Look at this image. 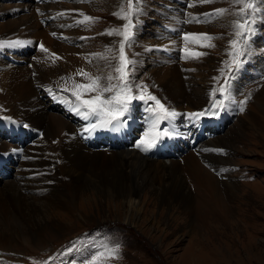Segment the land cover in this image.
Returning <instances> with one entry per match:
<instances>
[{
  "label": "rangeland",
  "instance_id": "rangeland-1",
  "mask_svg": "<svg viewBox=\"0 0 264 264\" xmlns=\"http://www.w3.org/2000/svg\"><path fill=\"white\" fill-rule=\"evenodd\" d=\"M37 1H23L25 12L19 13L23 14L19 16L21 17L19 20L35 23L39 27L36 30L38 35L32 39L26 38V42L21 44V46L17 45L18 48L17 46H11L9 47L10 49L0 50V77L3 75L2 70L7 67L28 66L29 62L39 53L54 56V59L47 58L46 72H44L45 79L46 83L53 85L61 93L71 95L70 90L72 89L71 86H73V80L81 83L80 79L83 78L82 83H89L86 78L76 75L79 69H83L93 76H106L109 72L115 75L112 68L107 66L106 61L98 59L94 54L104 53L106 48H112L115 54L119 55L118 47L122 38L102 33H107L110 29L122 28L125 22L113 15V13L118 12L121 6L126 10L127 0H83L78 2L79 5L81 4L80 6H83L81 13L94 17L97 21L83 25L82 29H77L80 25L76 24V21L81 20V16L75 18L77 4L72 5V0H53L49 3L44 0ZM15 2L22 1L0 0V10L4 11V14H2V11L0 12V26L14 20L13 17L9 18L7 16L10 13L9 11L15 10L14 6H10ZM185 5H189V3ZM190 5L187 11L188 16H191L190 19L195 20V22L197 20L200 21V25L192 22L191 26L204 28L205 33L217 37V39L211 41L215 46L205 49L206 53L204 52L205 55H202L205 59L200 57L198 59H185L183 51L185 44L183 43L179 44L177 46L178 49L176 47L173 51L160 49L156 44L151 45L153 41L160 43V29L164 27L169 30L167 27L170 26L169 23L164 25V21L162 23L160 19L161 16L156 15V13L161 14L163 10H166V0H143L142 14L137 27L134 29V32L137 29L140 30L139 36H134L132 46L126 48L128 57L135 61L134 67L130 69L133 95H139V86H146L148 92L160 99L170 109L176 111L179 115L181 114L182 121L176 123L179 135L171 138L166 137L165 146L159 143L156 148L147 153L136 148L135 144L146 128L144 117L147 115L145 111L147 105L144 101L134 100L128 123L124 128L119 131L98 129L91 133V137L94 141H97V138H109L112 136L116 143L122 142L123 148L109 147L111 151L123 150L128 152L131 150L130 152L135 153L137 157L132 156L130 158L129 156L128 158V156H125L126 161L123 160L125 163H119V166L125 167V173L127 176L130 175V180H137L136 182L138 183L141 182L139 174L142 172L139 167L141 165L144 168L151 167L149 161L174 159L180 165L184 158L195 157L201 166L215 177L219 184L222 183L221 186L223 184L238 186L236 190L231 188L229 192L226 191L228 195L226 193L225 205L230 209L228 216L220 215V221L214 222L212 219L217 213L214 201L210 200L201 191L189 186L188 181L185 186H189L191 188L190 191L195 196L197 195V198L194 197L197 201H195V204L198 203L200 211L205 210V214L201 215V219L193 224L190 223L191 218L184 215V212L182 213L176 204L168 207V210L163 208L165 206H160L154 191L149 187H144L137 193L141 201V212L138 214L128 212L125 206L110 203L99 196L94 200H90L89 196V199L85 198L86 194H83V191L78 194L77 198L73 199L72 202L75 209L69 212L62 209L56 201H52L51 197H47L44 202L40 203L41 205L35 203V210L32 209L33 212L30 215L25 214V218L14 216L16 219H10L8 215H0V239L2 240L3 237L11 239L14 236V239L17 240V236L21 237L22 233L35 232L38 230L37 228L40 229L46 224L51 225L52 219L60 225H65L66 229L59 233L56 238L49 241L45 249L37 251V253L31 252L24 247L12 248L11 242L8 241L9 245L0 247V264H91L92 257L97 252V246L102 242H107L110 247L119 246L118 258L103 260L102 264H218L215 257L210 254L211 252L215 255L220 254L221 257H230L233 263L229 261L228 264H264V122L256 117L259 114H257L256 109L252 108L254 107L256 96L264 86V50H256V55L252 54L251 58L249 57L250 55L243 57L246 62L235 72L234 78L230 80L229 93L226 94L231 97L230 101H226L228 108L221 110L219 115L215 117L205 116L199 121L190 120L186 114L196 111L191 110L184 101L179 103L175 99L176 101L172 102V93L168 92L171 87L166 92L161 86L165 81L158 82L156 74L161 73L166 68L173 70L175 66L181 74L185 75V77L180 79L185 93L191 95V98L195 100H199L196 95L207 87L210 88L212 86L214 89L223 85L224 77L221 76L220 70L225 67L224 61H230L231 59L227 53L230 51L229 41L235 38L231 23L236 17L232 13L238 7L232 4L231 0H214L211 4H201L199 0H190ZM47 6L54 13L56 7L62 11L59 13H65L63 15L65 19L63 20L66 21L64 22L68 24L67 26L71 28L72 32L67 31L68 27H61L62 29L59 32L56 31L54 29L56 21L50 27L48 23L54 21L55 16L50 13ZM73 6H76V8ZM259 6L264 9V4ZM219 8L230 9L231 11L223 17L206 21L204 14L211 13ZM16 11L18 12V10ZM163 12L166 13L165 11ZM257 16V22L254 25L255 32L250 38V43L251 40L255 41V43H251L254 47L255 44L258 47L259 41L264 44V11L258 13ZM184 17H187V15H184ZM183 18V25H186L187 20ZM181 33L182 31L172 37L180 38L179 40L182 42L184 36ZM9 35L14 39L10 36V41L21 39L18 34ZM42 36L45 38L44 42H42ZM77 38H82L83 40L78 41ZM41 42L45 48L47 47V52L40 49ZM54 42H59L62 47H69L75 53H72L73 55L71 56L61 55L62 51L60 49L52 47ZM253 46H251V50H253ZM135 47L140 48L138 52L135 51ZM9 60L15 61V63L9 62ZM70 60L75 61L74 67H70L69 62H73ZM115 63L116 61H113V64ZM77 64L80 65L78 69ZM49 65L52 67H49ZM256 67H260L263 75L257 73ZM54 69L57 70L53 73ZM31 75L33 76V74H30V77H32ZM225 75H228L227 70ZM70 77L72 79H68ZM48 80L51 81L49 82ZM38 85L40 84L38 83ZM65 88L69 89V91H62ZM222 98L217 93V99ZM262 99L263 95L258 98V101ZM40 100L45 101L43 99ZM45 102L46 112L50 113L48 110L53 109V111L55 110L60 115H63L67 120H75L72 115L67 118L61 111V102L57 101L53 104ZM148 103L151 104L153 102ZM241 106L244 108L243 111H240ZM180 107H185V111ZM183 112L185 113L183 114ZM252 113L260 121L259 124L262 127L260 130L254 127L255 124L253 125L247 119L249 114ZM260 117L264 119V112ZM9 120L12 119L5 117L4 109L0 103V137L7 143L11 141H9L7 136L3 135L4 133L9 135L12 140L15 139L13 125L6 123ZM80 120L83 121L79 124L87 127L88 122L82 118ZM12 121L15 124L18 122L15 119ZM13 122L11 123L14 124ZM19 123L21 124V122ZM166 123L164 122L161 125L165 124L166 126ZM70 124L72 125V123ZM235 124L239 127V130L235 128ZM22 128L27 131L26 126L23 125ZM194 133H200L202 138L190 136ZM116 136L126 137V140L118 141ZM224 136L225 141H218L223 139ZM30 139L31 137H26L23 140V145L27 144ZM103 147H105L104 144ZM102 151L105 150H100V152ZM0 154L7 159L6 165H2L0 168L1 186L4 181L10 180L12 176L17 174L16 170L20 156L18 155L14 158L11 157L12 155L5 157L4 154ZM51 156L55 159L53 155ZM139 157L141 158L139 159ZM122 159H116V162ZM35 171L38 172L37 169ZM25 173L29 174L28 172ZM45 177L53 179L54 186L52 187L62 185L61 188L64 189L63 184H68L67 181L61 179L62 176L58 171L47 174ZM71 185L75 186L77 182ZM230 192L232 193L231 195ZM79 195L81 196L79 197ZM207 203L209 206H206ZM9 227L10 229H8ZM85 239L89 243L82 244L78 250L74 249L72 252H68L73 242L84 241ZM19 249L20 252L16 251ZM229 254H235L236 258L232 259V255ZM219 264H225L224 260L220 259Z\"/></svg>",
  "mask_w": 264,
  "mask_h": 264
},
{
  "label": "bare ground",
  "instance_id": "bare-ground-1",
  "mask_svg": "<svg viewBox=\"0 0 264 264\" xmlns=\"http://www.w3.org/2000/svg\"><path fill=\"white\" fill-rule=\"evenodd\" d=\"M20 1L22 2H15L14 4L10 5L14 6L15 10L9 11L10 13H8L7 17H13L14 20L10 19V22L5 23V25L3 26H0V40L2 41H10L12 36L9 34H18L21 38L19 40H21L22 42H26V38L32 39L38 35V32H36V30H38L39 27L35 23H30L27 21L22 22L19 20V18H21L19 16L23 15L19 13L25 12V6H23L24 0ZM46 1L49 3L52 0ZM81 1L83 0H72L71 4H77V13L75 15V18L81 16L80 19L82 20L83 16L80 14L81 8L83 6H80L81 4H78V2ZM186 3H189V5H185ZM58 6L60 7L59 3ZM47 7L49 8L50 13L55 16L54 21L48 23L50 27L56 21L54 23V29L56 31L59 32L62 28H67L68 24H66V21L63 20L65 19L63 18V15H58L60 14L59 12L62 11H60L59 8L56 7V10L54 9V13L50 10L49 6ZM73 7L76 8V6ZM189 7L190 0H166V10H163L166 13L162 11L161 14L156 13V15L161 16L160 19L162 23L164 21V25L169 23L170 26H167L169 30L164 27L160 29V43L153 41L151 45L156 44L158 47H160V49L163 48L165 50L169 49L173 51L179 44H185L183 38V41L181 42V40H179L180 38L177 39L176 37H172L174 34L176 35V33H179L180 31H182L181 34L183 36L186 33H205L204 28L191 26L192 22H194L195 24H199V22L191 20V16H188L187 11ZM16 10H18V12ZM1 11L3 12L2 14H4V11L0 10V12ZM184 15H187V17L183 18ZM182 18L187 20L186 25H183ZM83 25L84 24H80L77 29H82ZM70 29L71 28L68 27L67 31L72 32ZM77 32H79V30H77ZM139 32L140 30L137 29V31L135 32V36H139ZM41 38H43V36ZM82 38H77V40L82 41ZM43 40L45 41V38L42 39V42H44ZM251 43H255V41L253 42L251 40ZM251 43L250 45L253 46ZM9 47L10 46H5L3 48H0V50L10 49ZM52 47L55 49H60L62 51L61 55L71 56L73 55L72 53H75L73 50L69 49V47H62L59 42H54L52 44ZM188 47L191 48L193 51L203 53L205 52V49L207 50L209 48L200 47L195 44H189ZM135 49V51L138 52L140 48L135 47ZM147 49L149 48L147 47ZM176 49H178V47ZM258 49L264 50V44L261 43V41H259L258 47L256 44L255 47L253 46V50H251V54L249 57L251 58L252 54L255 56L257 53L256 50ZM53 57L52 55H42L41 53H39L29 62L28 66H11L5 68V70H2L3 75L0 77L1 107L4 109V114L7 119H15V121L18 122L17 124H15L12 120L6 122L13 125L15 139L12 140L9 135L4 133L3 135L7 136L9 138V141L11 142L7 143L5 140L2 139V137H0V153L4 154L5 157H9L10 155H12L11 157L14 158L19 155L20 159L17 165V174L12 176L10 180L4 181V183L0 186V215H8L10 219H13L14 216H19L20 218H23L25 214L30 215V213L33 212L32 209H34V205H36L35 203L40 204L44 202L45 198L47 197H51L52 201H56L62 207V209L69 212L70 210L75 209V206L73 207L72 201L75 197L77 198L78 194L82 191L83 194H86V197L84 196L85 198L89 199L90 197V200H94L99 196L102 197L104 200L109 201L110 203H114L119 206H125L128 212H135L136 214H138L141 212V201L137 193H139L144 187H149L151 188V190L154 191L158 200V204L160 206H165L166 208H163L168 210V207L172 206L173 204H176L177 206H179V210L182 213L184 212V215H187L191 218L190 223L193 224L197 220L201 219V215L205 214V210L200 211L198 203L195 204L196 200L194 199V197L197 198V195L195 196L193 192L190 191L191 188L189 186H192L197 191L199 190L203 194L207 195L210 200L214 201V206L217 212L216 216L218 215L217 217H213L212 220H214V222L220 221V215L228 216V214L230 213V209L227 205H225L227 193L226 191L229 192L231 188H234V190H236L238 186L223 184L222 189V183L219 184L215 177L208 173L195 159V157L189 156L186 159L184 158V160L182 159L183 161L180 165L174 159L149 161L151 167L144 168L143 165L139 167L140 171L142 172L141 174H139L141 182L138 183L136 182L137 180H130V175L127 176L125 173V167L119 166V163H125L123 162V160L126 161L125 156H128V158L129 156L130 158L132 156L137 157L135 153L130 152L131 150L128 152H124L123 150L111 151L109 148H105V151L100 152L99 150L101 149L99 146H97V144H94L93 141L88 137H82L80 132L85 126L79 124L81 121H83L80 120L81 117L76 115L73 111L69 109H64V106L66 105L63 103L60 104L61 111L65 115H72L75 118L74 121L67 120L63 115H60L55 110L53 111V109L48 110L50 113L46 112L47 107H45V101L50 104H53L54 102L59 101V97L66 96L72 98L70 94L61 93L53 85L46 83V77L44 72H46L47 58L54 59ZM200 58L202 59L203 56H200ZM74 62L75 61L69 62L70 67L74 65ZM77 63L79 64L78 61ZM78 64L77 69L80 67V65ZM49 67L52 66L49 65ZM256 69L258 70L257 73H261V75H263L260 70V67H256ZM56 70L57 69H54L53 73ZM30 74H33V76L31 75L32 77H30ZM156 77L158 82L165 81V83L163 85L161 84V86L165 89L166 92L171 87L170 91L168 92L172 93V96L170 95L172 98V102L178 100L179 103H182L184 101L191 110H194L196 112L202 111L209 107L211 102L210 93L213 90L212 86H210V88L207 87L201 93L199 92L200 94L196 95L199 100H195L191 98V95H187L185 93L183 83L180 80L181 77L183 78L185 77V75L181 74L175 66L173 67V70H168L166 68L161 73L156 74ZM80 80L82 83L84 79L81 78ZM48 81L50 82L51 80ZM38 83L40 85H38ZM77 83L80 82L78 81ZM49 89H51V91H49ZM262 95L263 99L261 101H258V98ZM40 99H43L45 101L43 102ZM180 108L185 111V107ZM225 108H228L227 105ZM252 108L256 109L258 112L257 114H259V116L257 115L256 117H258L260 121L264 122V119L260 117V115L264 112V86L256 96L255 104ZM184 113L185 112H183V114ZM256 117L254 113H252L249 114L247 119L251 121L253 125L255 124L254 127L260 130L262 127L259 124L260 121ZM181 119V114L175 118V120L173 121L175 127L178 121H182ZM10 121L14 124H12ZM19 122H21L22 125ZM70 123H72V125ZM23 125L27 127V131L22 128ZM162 127H165V124L161 125V128ZM235 128L239 130V127L236 126V124ZM25 133H27L28 135H24ZM225 136L223 137V139H219L218 141H225ZM24 137H31V139L28 140L27 144L25 145H23V140L25 139ZM19 145L22 147L20 148ZM51 155H53L55 159H53ZM120 158L123 159L119 162H116V159ZM140 158L141 157H139V159ZM3 160L6 159L3 158L1 155L0 165H2V163L4 162ZM36 169L38 170V172L35 171ZM57 171L60 172V175L62 176L61 179L68 182V184H63L64 189L61 188L62 185L52 187L54 186L53 179L45 177L47 176V174ZM25 172H28L30 175ZM25 175L28 177H26ZM65 181L64 183H66ZM187 181L190 184H188L189 186H185L187 185ZM55 182L57 181L55 180ZM75 182H77V185H71ZM49 193H51V195H49ZM231 194L232 193L230 192V195ZM80 196L81 195H79V197ZM206 206H209L208 203L206 204ZM8 229H10V227ZM37 229L38 230L35 232L26 231L27 233H22V235H20L21 237L17 236V240L14 239V236L13 238L11 237V239L3 237L2 240L0 239V247L5 246L9 242H11L12 248L24 247L30 250L31 252L37 253V251L45 249L49 241L56 238L59 233L64 231V229H66V226L60 225L54 219H52L51 225L46 224L44 227ZM16 251L20 252V249Z\"/></svg>",
  "mask_w": 264,
  "mask_h": 264
},
{
  "label": "snow or ice",
  "instance_id": "snow-or-ice-1",
  "mask_svg": "<svg viewBox=\"0 0 264 264\" xmlns=\"http://www.w3.org/2000/svg\"><path fill=\"white\" fill-rule=\"evenodd\" d=\"M213 2L214 0H199V3L202 4H211ZM231 3L238 7L232 13L236 19L231 23L235 38L229 41L230 51L227 53L231 59L230 61H224L225 67L220 70L221 76L224 77V83L219 88H214L210 93L211 102L208 108L199 112L186 114L190 120L199 121L205 116L219 115V112L226 107V101L231 100L230 95H226L229 93L230 80L234 78L235 72L246 62L243 57L251 54L250 38L255 32L254 25L257 22V14L264 11L259 6L260 4H264V0H231ZM142 5L143 0H127L126 10L121 6L118 12L113 13V15L125 22L122 28L110 29L107 33H102L116 35L122 38L119 42L118 56L112 48H106L104 53L94 54L98 59L106 61L107 66L112 68L115 75L109 72L106 76H93L83 69H79L76 75L86 78L89 83H77L73 80V86L70 90L72 98L63 96L58 99L59 102L67 105L71 111L88 122L87 127L82 130L83 133L88 134L98 129H107L110 131L121 130L128 123L132 102L134 100L144 101L147 105L145 108L147 115L144 117L146 128L136 142L135 147L147 153L156 148L164 138L179 135V132L173 124V121L179 113L171 110L160 99L148 92L146 86H139V95H133L130 69L134 67L135 61L128 57L126 48L132 46L135 36L134 29L137 27L140 15L142 14ZM230 11V9L219 8L204 15L207 21L223 17L225 14L230 13ZM58 15L65 14L60 13ZM80 15L83 16V19L76 21L78 25H88L97 22L94 17L84 15L83 13ZM196 22L200 21L197 20ZM183 39L185 41V47L183 49L185 53L184 58L198 59L200 56L205 55V53L193 51L188 45L195 44L200 47H214L215 45L211 41L217 39V37H213L208 33H186ZM23 43L19 40H0V48L17 46ZM40 49L44 52L48 51V49L44 48L43 44L40 45ZM113 61H116V63L113 64ZM226 70L228 71V75H225ZM68 79L72 78L70 77ZM62 91H69V89L65 88ZM93 93L94 95H92ZM217 93L223 98L217 99ZM86 96L87 98H85ZM148 102L153 103L149 104ZM243 110L244 108L241 106L240 111ZM164 122H167L166 126L161 128V124ZM87 243H89L87 239L73 242L68 252H72L74 249L78 250L79 246ZM118 255V245L110 247L107 242H102L97 246V252L92 257L91 264H102L103 260L114 257L118 258Z\"/></svg>",
  "mask_w": 264,
  "mask_h": 264
},
{
  "label": "crops",
  "instance_id": "crops-1",
  "mask_svg": "<svg viewBox=\"0 0 264 264\" xmlns=\"http://www.w3.org/2000/svg\"><path fill=\"white\" fill-rule=\"evenodd\" d=\"M210 254L213 255V256L215 257L216 263H218V264H219V262H220V259L224 260V263H225V264H228L229 261L232 262V260H231L230 257H226V256H225V257H221L220 254L215 255V254H213L212 252H211ZM229 255H232V259L236 258L235 254H229ZM227 256H228V255H227ZM223 258H224V259H223ZM221 263H222V262H221ZM232 263H233V262H232Z\"/></svg>",
  "mask_w": 264,
  "mask_h": 264
}]
</instances>
